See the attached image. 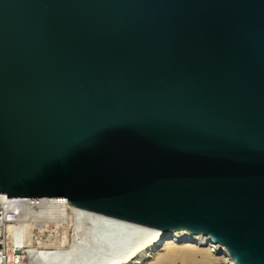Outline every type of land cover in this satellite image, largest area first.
Here are the masks:
<instances>
[{
	"label": "water",
	"instance_id": "95a60500",
	"mask_svg": "<svg viewBox=\"0 0 264 264\" xmlns=\"http://www.w3.org/2000/svg\"><path fill=\"white\" fill-rule=\"evenodd\" d=\"M0 193L264 264V0H0Z\"/></svg>",
	"mask_w": 264,
	"mask_h": 264
},
{
	"label": "bare ground",
	"instance_id": "6f19581e",
	"mask_svg": "<svg viewBox=\"0 0 264 264\" xmlns=\"http://www.w3.org/2000/svg\"><path fill=\"white\" fill-rule=\"evenodd\" d=\"M51 200L53 208L47 209L45 214L53 218L45 222L34 221L29 226L26 239L29 253L26 264H33V261L30 262L31 257L36 264H83L84 260H81L83 263L80 261V258L84 256L82 255L84 253L81 254L82 250L90 251L94 258L97 249L106 244L104 241L107 235L113 232L122 234L123 241L126 240V235L136 236L137 240L136 237H133L134 239L131 237V240L136 243L131 241L129 245L134 244L131 247L126 244L129 250L126 247V253H121L124 255L121 260L106 261L104 264H123L129 259L130 261L134 259L136 264L139 259L154 254L161 244L175 248L182 245L187 249L205 246L210 251L214 249L224 264H235L226 254L224 247L220 243H212L206 234L192 233L185 229L161 230L79 208L68 204L64 198H52ZM127 240L126 242L129 243ZM88 255L84 259L92 258Z\"/></svg>",
	"mask_w": 264,
	"mask_h": 264
},
{
	"label": "built area",
	"instance_id": "2783aa9c",
	"mask_svg": "<svg viewBox=\"0 0 264 264\" xmlns=\"http://www.w3.org/2000/svg\"><path fill=\"white\" fill-rule=\"evenodd\" d=\"M52 198L63 197H14L0 193V264H25L29 226L34 221L53 218L45 214L53 208Z\"/></svg>",
	"mask_w": 264,
	"mask_h": 264
},
{
	"label": "rangeland",
	"instance_id": "374dc122",
	"mask_svg": "<svg viewBox=\"0 0 264 264\" xmlns=\"http://www.w3.org/2000/svg\"><path fill=\"white\" fill-rule=\"evenodd\" d=\"M120 235L117 233L115 234V232L108 234L105 239L106 241H104L106 244L105 245L103 244L104 245L103 247H101L100 249H97L98 251L95 252L94 258L92 256V253H90V251H87L90 253L89 254L85 250H82L81 254L84 253L82 254L84 256L80 258V261L83 259L84 263L82 262L83 260L81 261L83 264H102V263L104 264L106 263V261L121 260L124 257V255L121 253L123 252L126 253L125 251L127 250V248L129 250V247H131V245L136 242L131 240V237L132 238L134 237L132 235L130 236L126 235V240L130 238L127 240L129 243H127L126 240H124L125 241L124 242L123 235L122 237ZM136 240H137V237H136ZM131 241L133 243L129 245ZM126 244L129 245V247ZM199 247H195L193 249L192 248L187 249L183 247L182 245H178L175 248V247L161 244L155 250L154 254H151L145 258L139 259L136 264H224L223 260L220 259V255L217 254V252H215L214 249L213 251H210V249L205 246H201L200 248ZM86 253L87 255L89 254L90 256H92V258L89 257L90 259H87V260L84 259V258H87ZM138 257L139 256H137V258ZM32 259L33 257H31L30 262L33 261L32 263L36 264L34 259L33 260ZM134 261H135L134 259H132L131 261L129 259L126 263H123V264H135ZM26 263H28V261L25 262V264ZM55 264H58V263H55Z\"/></svg>",
	"mask_w": 264,
	"mask_h": 264
}]
</instances>
